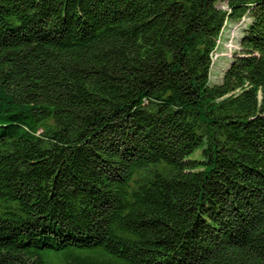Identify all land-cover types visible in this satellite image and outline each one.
Instances as JSON below:
<instances>
[{"label":"trees","instance_id":"trees-1","mask_svg":"<svg viewBox=\"0 0 264 264\" xmlns=\"http://www.w3.org/2000/svg\"><path fill=\"white\" fill-rule=\"evenodd\" d=\"M0 264H264V0H0Z\"/></svg>","mask_w":264,"mask_h":264},{"label":"rangeland","instance_id":"rangeland-1","mask_svg":"<svg viewBox=\"0 0 264 264\" xmlns=\"http://www.w3.org/2000/svg\"><path fill=\"white\" fill-rule=\"evenodd\" d=\"M249 18L229 21L225 24L218 48L214 53L211 83H219L234 54L240 50V40Z\"/></svg>","mask_w":264,"mask_h":264}]
</instances>
